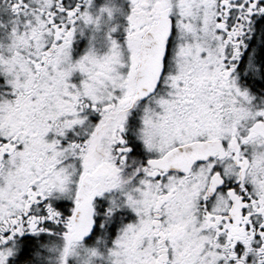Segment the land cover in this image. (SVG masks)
<instances>
[{"label": "snow or ice", "instance_id": "snow-or-ice-1", "mask_svg": "<svg viewBox=\"0 0 264 264\" xmlns=\"http://www.w3.org/2000/svg\"><path fill=\"white\" fill-rule=\"evenodd\" d=\"M0 264H264V0H0Z\"/></svg>", "mask_w": 264, "mask_h": 264}]
</instances>
